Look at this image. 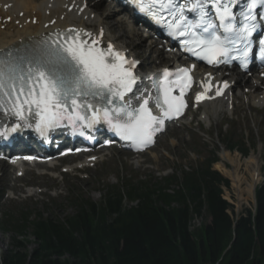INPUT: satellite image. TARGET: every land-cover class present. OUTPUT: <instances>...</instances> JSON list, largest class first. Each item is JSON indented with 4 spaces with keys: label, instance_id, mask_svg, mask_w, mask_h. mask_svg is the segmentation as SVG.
<instances>
[{
    "label": "snow or ice",
    "instance_id": "1",
    "mask_svg": "<svg viewBox=\"0 0 264 264\" xmlns=\"http://www.w3.org/2000/svg\"><path fill=\"white\" fill-rule=\"evenodd\" d=\"M141 13L184 38L183 50L209 65L239 61L246 68L258 36V59L264 63V0H131ZM239 8V15L235 9ZM211 10V11H210ZM259 10V11H258ZM103 31L75 28L39 41L0 51V113L16 123L0 130L5 139L23 127L41 135L61 126L92 129L101 123L121 140L142 150L154 142L166 120L178 118L187 107L184 99L191 87L190 69L175 73L164 69L152 80L157 95L141 99L134 107L129 97L137 84V61L101 46ZM224 88L228 84L223 85ZM196 101L209 98L211 84ZM178 90L179 95H174ZM223 91L217 87L216 95ZM143 95V94H142ZM153 100L160 115L149 107ZM83 135V131L80 132Z\"/></svg>",
    "mask_w": 264,
    "mask_h": 264
},
{
    "label": "trees",
    "instance_id": "2",
    "mask_svg": "<svg viewBox=\"0 0 264 264\" xmlns=\"http://www.w3.org/2000/svg\"><path fill=\"white\" fill-rule=\"evenodd\" d=\"M211 163L181 181L107 189L100 204L77 197L63 220L8 216L0 220L11 235L0 264H264V177L255 205L235 216ZM194 220L206 224L201 233L191 231Z\"/></svg>",
    "mask_w": 264,
    "mask_h": 264
},
{
    "label": "rangeland",
    "instance_id": "3",
    "mask_svg": "<svg viewBox=\"0 0 264 264\" xmlns=\"http://www.w3.org/2000/svg\"><path fill=\"white\" fill-rule=\"evenodd\" d=\"M92 1L95 14L99 13L100 18L103 19L110 15L108 14L110 13L109 4L103 1L97 2L98 0ZM118 16L120 17L118 14L109 17L110 21L116 22L115 26L111 25L109 35L114 38L115 42L119 41L118 43L127 48L129 52L135 53L140 61L147 57L143 66L151 68L149 70L144 68V72L155 70L157 67L153 69L152 66L155 65L152 62L156 56L154 51L151 53L152 48L147 47L149 43L144 44L143 40L136 41L142 43L139 46L138 43L134 44L135 41L131 42L128 37L120 36L128 35L129 29L124 26V23L118 26L117 21L120 20ZM2 23L6 24V20ZM144 46L149 48V51ZM243 99L245 98L237 100L233 109L235 113L227 111L208 121H203L200 114L192 118L195 111L193 108L182 121L184 126L169 129L150 154L132 158L126 153L113 150L103 158V161L98 159L99 162L92 169L85 170V174L79 178H77L75 168L78 167V163L82 162L80 158H68L50 168L33 169L22 179L16 180V172L9 170L5 164H0V217L28 214L30 219L43 215L44 218L63 220L64 217L74 212V199L77 197L81 196L92 203L100 204L101 197L107 189L116 187L127 190V188L141 185L154 187L163 176L168 175L170 176L167 179L175 177L181 180L184 173L198 169L206 160L217 158L219 161L217 162L220 163L225 153L232 154L230 156L237 155L241 160L255 157V169H257L259 179L257 188L264 177V107L251 108L247 105L248 100ZM231 146H238V149L244 150L246 155L242 156L235 150L227 151ZM223 164L229 169L227 163ZM214 165L213 170H215ZM250 171V168L248 171H244L243 168L240 171L244 180L242 190H245L241 197L231 181L218 172L228 184V189H223V198L232 205L235 216L245 209H251L254 205V198L252 199L246 193ZM62 172L66 173L62 174ZM177 186L178 184H174L173 187ZM28 188H32L33 192L24 191ZM69 197L74 198L69 200ZM205 225L201 220H194L191 224V231L201 233ZM25 235L26 237L20 238V241L24 242L27 250L31 251L34 249L33 239L28 234ZM10 237L9 233L0 232V251L5 249Z\"/></svg>",
    "mask_w": 264,
    "mask_h": 264
},
{
    "label": "bare ground",
    "instance_id": "4",
    "mask_svg": "<svg viewBox=\"0 0 264 264\" xmlns=\"http://www.w3.org/2000/svg\"><path fill=\"white\" fill-rule=\"evenodd\" d=\"M84 6L86 8L81 11ZM98 14H95L92 4L85 3L84 0H0V21L8 18L10 20L9 24L2 23L0 25L1 30L4 29V31H0V51L34 42L31 40H40L42 34L48 35L55 30L62 31L70 27L90 32L94 37L99 36L100 31H103L102 47H106L107 42H110L115 50L122 49L123 47L118 43L119 41L115 42L114 38L109 35L111 25L115 26L116 22L109 20L111 15H107L102 19L98 17ZM120 23L124 22L118 20V26ZM128 32V35L122 34L120 36L128 37L131 42L135 41L134 44L138 43L136 41L139 40H143L145 44L146 40L142 39L137 31L130 28ZM141 44L138 43L139 46ZM134 55L136 56L135 53ZM129 56H133L131 52ZM205 72L215 77L214 82L228 80L232 91L233 89H241L236 95L232 93L231 89L224 90L220 99L205 102L203 104L205 117L218 115L226 110L233 111L239 98L247 99L251 108L264 106L263 84L250 80L247 82V79L234 74L225 76L223 73L211 72L210 70ZM230 155L225 153L221 158V162L214 165V169L231 181L239 197H241L245 190H242L244 180L243 176L240 175V171L242 168L244 171H248L250 168V181L247 185L246 193L253 199L254 189L259 182L258 172L255 169V157L241 160L237 155ZM223 163H227L229 169Z\"/></svg>",
    "mask_w": 264,
    "mask_h": 264
}]
</instances>
